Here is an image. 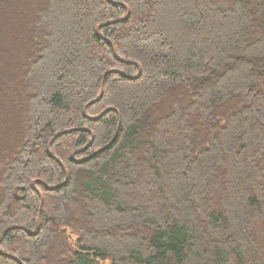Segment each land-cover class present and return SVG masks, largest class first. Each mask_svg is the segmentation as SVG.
Instances as JSON below:
<instances>
[{"label": "trees", "instance_id": "16d2710c", "mask_svg": "<svg viewBox=\"0 0 264 264\" xmlns=\"http://www.w3.org/2000/svg\"><path fill=\"white\" fill-rule=\"evenodd\" d=\"M3 24L0 264H264V0H0Z\"/></svg>", "mask_w": 264, "mask_h": 264}, {"label": "rangeland", "instance_id": "374dc122", "mask_svg": "<svg viewBox=\"0 0 264 264\" xmlns=\"http://www.w3.org/2000/svg\"><path fill=\"white\" fill-rule=\"evenodd\" d=\"M30 5V4H29ZM11 32L10 29L6 28V26L3 24L1 32H0V40L4 39H8L10 38ZM3 117H2V121L0 122L1 128L0 129H4V130H8L10 128V126L8 125V121L9 119L12 117V115H10V113L8 114L7 112L3 113Z\"/></svg>", "mask_w": 264, "mask_h": 264}, {"label": "water", "instance_id": "95a60500", "mask_svg": "<svg viewBox=\"0 0 264 264\" xmlns=\"http://www.w3.org/2000/svg\"><path fill=\"white\" fill-rule=\"evenodd\" d=\"M116 55V54H115ZM102 96H103V86H102V89H101V95H100V97H99V99L98 100H100L101 98H102ZM94 103V102H93ZM90 104H92V103H90ZM89 104V105H90ZM88 105V106H89ZM105 114V112L101 115V117L103 116Z\"/></svg>", "mask_w": 264, "mask_h": 264}]
</instances>
